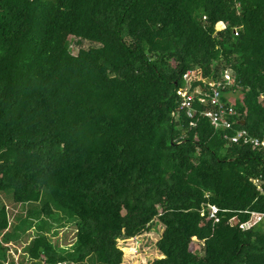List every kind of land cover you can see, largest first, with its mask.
<instances>
[{"label": "trees", "instance_id": "1", "mask_svg": "<svg viewBox=\"0 0 264 264\" xmlns=\"http://www.w3.org/2000/svg\"><path fill=\"white\" fill-rule=\"evenodd\" d=\"M225 70L228 134L264 139V0H0V194L31 205L11 232L0 202V264L18 231V264H121L158 227L148 264H264L263 224L230 221L264 213V151L178 109Z\"/></svg>", "mask_w": 264, "mask_h": 264}, {"label": "built area", "instance_id": "2", "mask_svg": "<svg viewBox=\"0 0 264 264\" xmlns=\"http://www.w3.org/2000/svg\"><path fill=\"white\" fill-rule=\"evenodd\" d=\"M190 75L191 73L185 75V77L188 78ZM208 80L209 82H206L208 84V90L206 92L202 91L200 87L192 89L188 84L183 88L177 89L176 94L180 98L178 109L183 110L188 118L206 117L213 127L221 130H230L236 122L235 119L231 118L239 117V113L235 110L233 103L227 99L226 101L222 99L223 96L225 97L224 90L226 86L231 84V74L225 71L220 78H208ZM195 100H197L200 108L195 106ZM260 100L264 102V86L260 94ZM223 138L232 143H237L242 140L243 143H249L252 147L264 151V139L249 137L245 129H239L233 135L225 132ZM211 208V216H214L217 209L214 206ZM252 218L254 220L251 224H254L258 220H262L264 214L253 213ZM241 226L243 228L247 227L244 224Z\"/></svg>", "mask_w": 264, "mask_h": 264}, {"label": "rangeland", "instance_id": "3", "mask_svg": "<svg viewBox=\"0 0 264 264\" xmlns=\"http://www.w3.org/2000/svg\"><path fill=\"white\" fill-rule=\"evenodd\" d=\"M216 28L217 30H219V29H223L224 26H222V24H218ZM82 46L88 47V44L86 42H83ZM79 47L80 45L71 43V48L74 52H76ZM0 202L2 204H5L7 210L9 211L10 231L12 232L15 229L14 226L19 223L18 221L19 219L17 220L16 216L17 217H19V215L24 216L26 210L31 205H23V206L17 205L13 203L11 200H9L8 197H5L4 194H0ZM38 205L42 206L41 203H39ZM34 207L35 206H33V208ZM55 228L57 230V233L55 236H53V238L59 239L60 243L64 240L65 233L69 234L65 243L71 242V240H73L75 230L69 224L68 221H65L63 226L58 225ZM33 231L34 230L30 229L27 232H30L32 234ZM161 231L162 229L158 227L157 230L144 231L136 237L117 238L116 240L117 246L123 252L121 264H148L149 262H152L154 259L161 257V253L158 251L156 247V241L159 239V235ZM18 233H19V238L17 239V242L13 241L8 244L9 248L7 251L8 253L7 260L4 261L3 264H8L9 262H11V260H13L14 264H18V261L20 260V254L22 252V248L25 242H24V234L21 233L20 231H18ZM25 262L27 264H40L38 262H33L31 260L29 261L25 260Z\"/></svg>", "mask_w": 264, "mask_h": 264}, {"label": "clouds", "instance_id": "4", "mask_svg": "<svg viewBox=\"0 0 264 264\" xmlns=\"http://www.w3.org/2000/svg\"><path fill=\"white\" fill-rule=\"evenodd\" d=\"M225 71H227V72H229L230 74H231V71L230 70H225ZM225 71H223V73L225 72ZM222 73V74H223ZM222 76V75H221ZM233 84V82H232V78H231V85ZM230 85V84H229ZM212 206H214L216 209H217V212H218V208L215 206V205H209V210H210V213H209V217H214V219H215V221H217V217H216V214H217V212L214 214V216H211V213H212ZM202 213H203V210H202ZM253 213H263V212H251V217L247 220V221H245V222H238L237 221V219L235 218V217H233V218H231L230 219V221H231V223H233V224H237L240 228H242V229H252V228H255L257 225H261V224H263L262 225V227H264V218L262 219V220H258L257 222H255L254 224H251V222L254 220V218H252V215H253ZM264 214V213H263ZM245 225V226H247V227H242L241 225Z\"/></svg>", "mask_w": 264, "mask_h": 264}, {"label": "crops", "instance_id": "5", "mask_svg": "<svg viewBox=\"0 0 264 264\" xmlns=\"http://www.w3.org/2000/svg\"><path fill=\"white\" fill-rule=\"evenodd\" d=\"M222 26H224L223 24H222ZM231 71V70H230ZM232 74H233V72L231 71V76H232ZM262 92V91H261ZM261 94V93H260ZM238 97H240V94H239V92H235V91H230V92H225V98L227 99V100H229L230 102H232V103H235V101H236V99L238 98ZM259 100H260V95H259ZM261 101V100H260ZM234 105V104H233ZM239 118V117H238ZM238 118H235V120L236 119H238ZM243 129V128H242ZM222 131H224V133L226 132L227 134H228V130H222ZM223 133V134H224ZM161 256H162V254H161Z\"/></svg>", "mask_w": 264, "mask_h": 264}]
</instances>
